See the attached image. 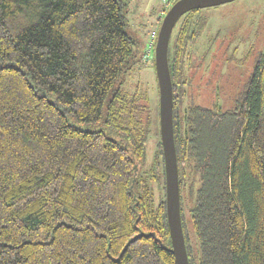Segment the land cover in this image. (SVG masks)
Instances as JSON below:
<instances>
[{
  "label": "trees",
  "instance_id": "trees-1",
  "mask_svg": "<svg viewBox=\"0 0 264 264\" xmlns=\"http://www.w3.org/2000/svg\"><path fill=\"white\" fill-rule=\"evenodd\" d=\"M125 7L0 0V264H176L159 115L117 88L136 59L155 64L163 19L137 57ZM200 11L169 46L189 262L264 264V55L231 110L185 106Z\"/></svg>",
  "mask_w": 264,
  "mask_h": 264
},
{
  "label": "rangeland",
  "instance_id": "rangeland-1",
  "mask_svg": "<svg viewBox=\"0 0 264 264\" xmlns=\"http://www.w3.org/2000/svg\"><path fill=\"white\" fill-rule=\"evenodd\" d=\"M122 1L126 5L127 32L137 41L134 50L140 57L155 25L177 0ZM199 14L207 22L191 47L184 104L219 106L228 111L252 75L258 57L264 55V0H236L202 9ZM117 88L130 96L138 95L141 104L148 109L144 120L151 116L155 123L160 97L155 64L145 66L142 60L136 59L121 74ZM158 137L159 130L153 126L148 146L149 163L154 158Z\"/></svg>",
  "mask_w": 264,
  "mask_h": 264
},
{
  "label": "water",
  "instance_id": "water-1",
  "mask_svg": "<svg viewBox=\"0 0 264 264\" xmlns=\"http://www.w3.org/2000/svg\"><path fill=\"white\" fill-rule=\"evenodd\" d=\"M236 0H178L163 17L154 49L159 86V124L166 174V208L176 264H190L181 217L179 167L174 135V91L169 66V46L180 19L193 10L222 6ZM142 236V235H140Z\"/></svg>",
  "mask_w": 264,
  "mask_h": 264
},
{
  "label": "built area",
  "instance_id": "built-area-1",
  "mask_svg": "<svg viewBox=\"0 0 264 264\" xmlns=\"http://www.w3.org/2000/svg\"><path fill=\"white\" fill-rule=\"evenodd\" d=\"M157 37H158V31H154L151 35V43H150V47L147 49L146 52V60L149 61L152 59V52H151V47L155 48V44L157 41ZM153 57H154V53H153Z\"/></svg>",
  "mask_w": 264,
  "mask_h": 264
}]
</instances>
